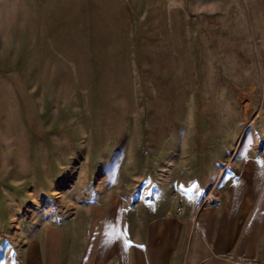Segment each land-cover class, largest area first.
<instances>
[{
    "label": "rangeland",
    "instance_id": "obj_1",
    "mask_svg": "<svg viewBox=\"0 0 264 264\" xmlns=\"http://www.w3.org/2000/svg\"><path fill=\"white\" fill-rule=\"evenodd\" d=\"M263 79L264 0H0V264H197Z\"/></svg>",
    "mask_w": 264,
    "mask_h": 264
},
{
    "label": "crops",
    "instance_id": "obj_2",
    "mask_svg": "<svg viewBox=\"0 0 264 264\" xmlns=\"http://www.w3.org/2000/svg\"><path fill=\"white\" fill-rule=\"evenodd\" d=\"M244 134L236 143L234 173L224 176L216 201L199 210L198 234L190 241L198 251L196 258L189 256L192 263L264 264V144H240ZM224 170H218L213 184Z\"/></svg>",
    "mask_w": 264,
    "mask_h": 264
}]
</instances>
